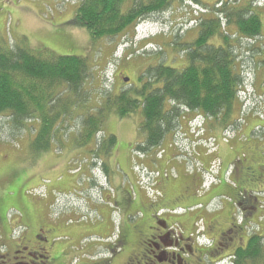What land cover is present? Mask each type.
Here are the masks:
<instances>
[{"label": "rangeland", "instance_id": "374dc122", "mask_svg": "<svg viewBox=\"0 0 264 264\" xmlns=\"http://www.w3.org/2000/svg\"><path fill=\"white\" fill-rule=\"evenodd\" d=\"M81 1L0 0V47L82 57L90 69L78 110L62 124L48 148H40L42 142L36 139L38 119L17 130L0 117V264H41L44 257L51 264H136L140 258L130 261L136 249L130 241L141 220L130 215L140 198L155 200L162 194L163 202L179 201L161 214L185 237L193 230L214 236L218 228L229 227L236 218L240 221L241 206L232 199L239 200L237 194L254 199L264 209V190L240 192V186L264 188V135L256 127L264 117L263 49L255 51V57L245 53L246 81L239 93L242 111L232 129L223 132L214 125L217 122L182 110L183 126L167 135L161 147L140 153V109L128 117L103 110L102 132L83 143L86 116L98 115L109 99L113 102L123 93L138 97L140 78L148 66L165 63L183 69L186 56L178 44L197 38L196 18L225 0H201L200 5L176 0L168 11L141 22L134 32L97 43L74 23ZM240 1L245 5L253 0ZM258 4L264 31V0ZM243 42L254 50L260 43ZM238 60L244 62L243 57ZM110 136L116 143L108 148L102 144ZM247 169L254 172L253 185ZM131 199L136 201L127 206ZM247 206L255 207L252 201ZM250 212L253 221L262 216ZM39 227L52 230L48 242L40 246L34 239ZM248 229L249 235L264 232V220ZM199 238L206 248L204 237ZM29 246L44 248L39 252L43 260L18 253L24 247L34 251ZM195 260L187 261L197 264ZM222 263H229L228 258Z\"/></svg>", "mask_w": 264, "mask_h": 264}, {"label": "trees", "instance_id": "16d2710c", "mask_svg": "<svg viewBox=\"0 0 264 264\" xmlns=\"http://www.w3.org/2000/svg\"><path fill=\"white\" fill-rule=\"evenodd\" d=\"M175 1L82 0L74 23L89 32L93 43L113 40L134 32L141 22L165 13ZM179 1L202 4L201 0ZM259 1L243 5L240 0L238 3L225 0L218 3L220 7L196 18L197 38L178 44L186 56L183 69L165 63L148 66L140 78L138 97L123 93L113 102L109 99L98 115L86 116L83 143L102 132L106 120L103 110L128 117L140 109L138 133L143 137L140 153L161 147L167 135L183 126L182 110L217 122L214 125L223 132L236 126L242 111L239 93L246 81L245 53L254 56L255 51L264 50ZM243 41L261 42L254 50L250 43L242 45ZM238 57H243L244 62ZM89 71L86 58L36 53L25 47H0V117L8 119L5 125L17 130L38 119L40 129L36 139L42 142L40 148H48L57 139L62 124L78 110ZM262 121L258 126L264 130ZM115 143L116 138L110 136L102 145L111 148ZM234 261V264H264L263 239L252 236Z\"/></svg>", "mask_w": 264, "mask_h": 264}, {"label": "flooded vegetation", "instance_id": "af4514ba", "mask_svg": "<svg viewBox=\"0 0 264 264\" xmlns=\"http://www.w3.org/2000/svg\"><path fill=\"white\" fill-rule=\"evenodd\" d=\"M262 120H264V117L260 119V123L263 122ZM257 127L261 131L263 130L261 126ZM262 133L264 134V130ZM246 172L250 179L249 183L253 185L254 172L251 169H247ZM252 188L253 187L244 186L242 188L240 186V192L242 194H247V192L255 193L264 190V188L257 190ZM237 195L239 196V200L232 199L241 206L239 216L241 222L236 218V223L232 225L230 224V226L225 229L218 228V231L214 236L209 235L205 230H201L202 232L200 231L197 234L193 230V233L188 237H185L181 232L178 233L174 231L175 229L173 226H170L169 222L164 217V214H161V211L166 208L174 209V206L179 201L175 203L163 202L162 194L160 197H156L155 200L147 197L145 199L140 198L137 205L138 208H134L130 215L133 217V220H141L133 229V238L130 242L133 248L135 247L136 249L134 251L133 259L130 261L133 263L135 262L133 260H138L140 258L136 264H191V262L189 263L187 260L189 258H195L197 264L198 262H200V264H217L224 259L230 258L231 261L229 264H234L235 255L239 249L245 250L248 245V240L254 236L249 235L248 228H252L256 225L258 226L259 224H262L264 220V209H262L260 205L258 206L256 202L254 203V199H242L239 194ZM241 200L243 202H241ZM135 201L132 199L129 200L127 206ZM251 201L255 207L247 206ZM242 210H248L249 213H243ZM249 210L262 215L261 218H259L258 221H253V214ZM139 217H141V219H139ZM51 233L52 230L39 227L34 235V239L37 242L35 245L39 244L40 246V243L42 242L47 243L48 235ZM175 234H177L178 237H173ZM200 236L204 237L206 248H203L202 245H204V243L203 241H200ZM256 236L262 238L264 242V232L260 231ZM29 247L34 248V251L32 250L30 253L28 247H24L18 253L28 252L26 255L32 259L34 258L36 261L38 259L43 260V256L40 255L39 252H43L42 250H44V248L38 249V247ZM207 249H211V251H208V255L204 253ZM44 259L46 262L43 260L41 264H51V261H47L45 257ZM25 264H35V262L30 261V263Z\"/></svg>", "mask_w": 264, "mask_h": 264}, {"label": "water", "instance_id": "95a60500", "mask_svg": "<svg viewBox=\"0 0 264 264\" xmlns=\"http://www.w3.org/2000/svg\"><path fill=\"white\" fill-rule=\"evenodd\" d=\"M125 82L128 83L129 82V79H126Z\"/></svg>", "mask_w": 264, "mask_h": 264}, {"label": "crops", "instance_id": "0c3cea01", "mask_svg": "<svg viewBox=\"0 0 264 264\" xmlns=\"http://www.w3.org/2000/svg\"><path fill=\"white\" fill-rule=\"evenodd\" d=\"M162 180V179H161Z\"/></svg>", "mask_w": 264, "mask_h": 264}]
</instances>
